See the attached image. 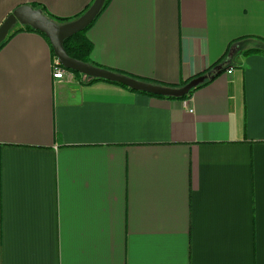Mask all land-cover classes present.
Returning <instances> with one entry per match:
<instances>
[{
  "label": "crops",
  "instance_id": "obj_1",
  "mask_svg": "<svg viewBox=\"0 0 264 264\" xmlns=\"http://www.w3.org/2000/svg\"><path fill=\"white\" fill-rule=\"evenodd\" d=\"M92 3L0 0V25L22 6L73 19ZM86 37L91 65L174 88L232 68L157 98L54 81L47 41L11 37L0 264H264V55L244 54L262 47L264 0H109Z\"/></svg>",
  "mask_w": 264,
  "mask_h": 264
},
{
  "label": "water",
  "instance_id": "obj_2",
  "mask_svg": "<svg viewBox=\"0 0 264 264\" xmlns=\"http://www.w3.org/2000/svg\"><path fill=\"white\" fill-rule=\"evenodd\" d=\"M104 2L105 0H94L91 6L80 17L63 24H58L50 20L39 9H34L30 6L19 7L1 23L0 44L4 42L15 25L30 27L32 30L40 32L47 38L54 57L64 69L86 76L89 79H99L118 84L131 91L142 92L152 96L181 99L206 80L213 79V76L207 74L194 78L179 88L164 87L139 81L70 58L63 48V42L88 28L99 15ZM221 68L222 66H217L214 71H219Z\"/></svg>",
  "mask_w": 264,
  "mask_h": 264
},
{
  "label": "trees",
  "instance_id": "obj_3",
  "mask_svg": "<svg viewBox=\"0 0 264 264\" xmlns=\"http://www.w3.org/2000/svg\"><path fill=\"white\" fill-rule=\"evenodd\" d=\"M94 1V0H93ZM109 0H105L104 4H103V7L100 11V13L105 9V7L107 6ZM90 7V6H89ZM89 7L85 8L77 17L73 18V19H58V18H55L53 16H50L48 15L44 9L40 8V7H37V6H32V8L34 9H39L42 11L43 15H45L47 18H49L50 20L58 23V24H63V23H68V22H71L75 19H77L78 17H80ZM99 13V14H100ZM99 16V15H98ZM97 16V17H98ZM95 21V20H94ZM93 21V22H94ZM91 26V25H90ZM89 26V27H90ZM88 27V28H89ZM88 28H86L84 31L76 34V35H73L72 37H70L69 39L65 40L63 42V48L66 52V54L72 58V59H75L77 61H80V62H83V63H89V60H90V55H91V52H92V43L88 40V38L86 37V31L88 30ZM23 31H27V32H34V33H37L39 35H41L46 41L47 43L49 44L47 38L41 34L40 32L38 31H34L32 30L30 27H27V26H19L17 27L16 29H12L8 36L6 37V39L4 40V42L2 44H0V49L1 47H3L7 42L8 40L13 37L14 35L20 33V32H23ZM50 45V44H49ZM261 48L259 49H253V50H248V51H245L244 54H250V53H261L264 55V41L261 43ZM231 47V46H230ZM230 47H229V51H228V54H230ZM51 52H52V49H51ZM53 54V52H52ZM54 56V55H53ZM225 68V69H224ZM227 68H232V65H225L223 66V68H221L219 71H214L215 69V66H212L204 75H211L213 76V78H215L217 75H219L220 73H222L224 70H226ZM71 72V71H70ZM73 73L74 75L76 76H79L80 74L78 73H75V72H71ZM119 74V73H118ZM124 75V74H122ZM202 75V76H204ZM127 76V75H125ZM128 77H131V76H128ZM197 77H200V76H197ZM195 77V78H197ZM133 79H136V80H139V81H143V82H147V83H150V84H154V85H159V86H164V87H172L174 88L173 86H170V85H165V84H160V83H154V82H149V81H145V80H141V79H137L135 77H131ZM194 79V78H193ZM191 79V80H193ZM189 80V81H191ZM212 79H208L206 80L203 84L199 85L198 87L192 89L187 96L181 98V99H185L187 98L194 90L198 89L200 86L210 82ZM90 82H95V81H103V80H99V79H89ZM189 81L185 82V83H182L180 86H184L185 84H187ZM118 85V84H116ZM121 86V85H119ZM127 90H129L128 88L124 87V86H121ZM131 91V90H130ZM134 92V91H132ZM136 93H141V94H144V95H147V96H151V97H157V98H166V97H159V96H152V95H149V94H146V93H142V92H136ZM166 99H174V98H166Z\"/></svg>",
  "mask_w": 264,
  "mask_h": 264
},
{
  "label": "built area",
  "instance_id": "obj_4",
  "mask_svg": "<svg viewBox=\"0 0 264 264\" xmlns=\"http://www.w3.org/2000/svg\"><path fill=\"white\" fill-rule=\"evenodd\" d=\"M51 72H52L53 80L58 82L64 80L66 76L72 74L70 71L64 69L56 58L53 60ZM231 73L232 70L229 69L227 71V74H231Z\"/></svg>",
  "mask_w": 264,
  "mask_h": 264
},
{
  "label": "rangeland",
  "instance_id": "obj_5",
  "mask_svg": "<svg viewBox=\"0 0 264 264\" xmlns=\"http://www.w3.org/2000/svg\"><path fill=\"white\" fill-rule=\"evenodd\" d=\"M18 26L16 25V26H14V29H16Z\"/></svg>",
  "mask_w": 264,
  "mask_h": 264
}]
</instances>
